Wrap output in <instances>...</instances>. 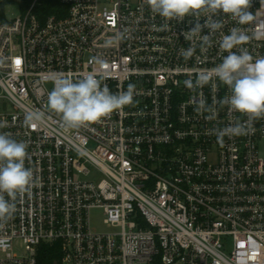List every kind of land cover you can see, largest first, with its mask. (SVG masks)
<instances>
[{"label": "built area", "instance_id": "1", "mask_svg": "<svg viewBox=\"0 0 264 264\" xmlns=\"http://www.w3.org/2000/svg\"><path fill=\"white\" fill-rule=\"evenodd\" d=\"M60 2L63 17L42 22L34 3L0 23V132L27 143L35 181L0 228V264H37L44 243L60 244L62 264H264V118L221 143L212 130L246 117L217 106L206 119L200 98L212 105L226 86L184 85L220 62L215 39L185 60L192 17L166 21L145 0ZM249 10L261 37L248 47L264 55V0ZM89 73L113 93L135 84L134 103L71 131L54 113L24 125L27 111H46L56 78Z\"/></svg>", "mask_w": 264, "mask_h": 264}, {"label": "clouds", "instance_id": "2", "mask_svg": "<svg viewBox=\"0 0 264 264\" xmlns=\"http://www.w3.org/2000/svg\"><path fill=\"white\" fill-rule=\"evenodd\" d=\"M145 3L152 13L166 21L194 18L195 24L182 33L190 42L187 49H180L185 60L192 58L197 49L206 54L214 46L215 39L220 62L210 70L197 72L194 80L186 79L184 85L189 90L209 84L214 88L221 84L226 86L228 94L212 105L201 97L196 111L209 113L206 119L211 121L216 119L219 108L226 107L228 113H239L246 120L213 129L212 134L222 143L225 136H242L253 131V122L264 118V55H254L248 47L253 39L261 37L260 33L251 31L255 19L249 10L251 0H145ZM202 17L205 18L203 23L200 22ZM230 22L235 26L228 28L225 34L224 29ZM205 29L207 34H202ZM106 44L111 45L112 40ZM94 59L97 63H105L99 57ZM53 85L47 94L46 111H27L23 121L25 126L36 127L45 122L47 113H54L65 131L88 127L114 111L132 105L138 94L132 83L128 84L127 90L113 93L91 73L78 80L58 77ZM5 127L7 122L0 121V128ZM27 148L25 141L0 132V228L12 219L17 199L30 195L34 186L33 170L25 165L29 156Z\"/></svg>", "mask_w": 264, "mask_h": 264}, {"label": "trees", "instance_id": "3", "mask_svg": "<svg viewBox=\"0 0 264 264\" xmlns=\"http://www.w3.org/2000/svg\"><path fill=\"white\" fill-rule=\"evenodd\" d=\"M34 3V14L42 22L50 16L63 17L67 13V7L60 0H0V23L7 21L5 9L8 6H18L21 14H25ZM62 258L60 244L44 243L39 248L37 264H62Z\"/></svg>", "mask_w": 264, "mask_h": 264}, {"label": "rangeland", "instance_id": "4", "mask_svg": "<svg viewBox=\"0 0 264 264\" xmlns=\"http://www.w3.org/2000/svg\"><path fill=\"white\" fill-rule=\"evenodd\" d=\"M20 15H21V11L18 6L12 5V6H8L5 9V18L7 21L16 19ZM91 225H92V228L96 231L105 230V226L103 225V216L99 210H95L92 212ZM16 251L20 254H25L24 248L20 246V243H16Z\"/></svg>", "mask_w": 264, "mask_h": 264}]
</instances>
